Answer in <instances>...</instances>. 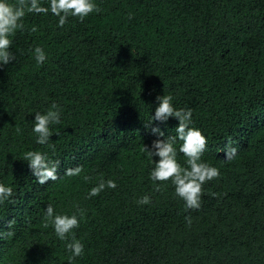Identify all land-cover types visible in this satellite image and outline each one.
Returning <instances> with one entry per match:
<instances>
[{
    "label": "trees",
    "instance_id": "trees-1",
    "mask_svg": "<svg viewBox=\"0 0 264 264\" xmlns=\"http://www.w3.org/2000/svg\"><path fill=\"white\" fill-rule=\"evenodd\" d=\"M96 3L99 13L69 16L63 27L50 12H26L10 37L14 60L0 67V183L13 192L0 203V264H264V0ZM36 46L47 56L41 65ZM163 94L191 108L190 126L207 141L201 160L219 169L198 209H186L170 181L149 179L151 128L175 136V119L151 120ZM52 102L60 123L37 144L34 113ZM229 147L236 154L226 160ZM28 150L59 162L55 181L37 183ZM185 159L178 151L187 167ZM76 166L79 175L64 174ZM101 179L116 187L89 197ZM145 194L150 203L138 205ZM48 204L77 214L84 250L71 261L68 240L45 225Z\"/></svg>",
    "mask_w": 264,
    "mask_h": 264
},
{
    "label": "clouds",
    "instance_id": "clouds-1",
    "mask_svg": "<svg viewBox=\"0 0 264 264\" xmlns=\"http://www.w3.org/2000/svg\"><path fill=\"white\" fill-rule=\"evenodd\" d=\"M26 12L48 13L56 16L57 26L63 27L69 16L84 20L90 13H99L100 8L96 0H48L45 7L40 0H18L11 3L10 0H0V67L8 65L14 60V54L10 52V37L15 31L22 27V18ZM33 58L37 65L43 64L46 53L40 46L32 49ZM156 106L151 114V120L165 123L169 118L177 121L175 125V136L165 138L163 130L159 127H152L151 132L156 135L150 145H145V151L151 157L152 167L149 170V179L153 182L170 181L174 186V192L184 202L186 209H198L200 207L203 185L219 176V169L201 160V156L206 148V137L201 130L192 127L191 108H176L171 95L156 96ZM32 132L35 133V142L47 145L53 130L50 125L60 123V109L55 102L43 113L36 111L32 120ZM163 137V138H160ZM182 141L176 147V141ZM184 155L185 164L181 165L177 161V152ZM236 154V149L229 147L224 152V159L230 160ZM156 159H153V158ZM23 161L27 162L31 174L36 178L37 183L45 184L48 181H55L57 176L58 161L49 159L46 152L38 150H28L23 153ZM81 167L67 168L64 174L68 176L79 175ZM88 179V177H84ZM158 190L159 183H154ZM105 187L115 188L116 182L112 179H101L97 184L89 189V197L96 196ZM13 189L10 185L0 183V203L5 202L12 196ZM151 201L147 194L140 196L136 203L146 205ZM45 225L49 223L59 240H68L65 245L70 250L69 261L83 253L84 245L76 238L74 230L79 226L77 214L71 215L57 213L51 204L45 206ZM190 224V217L185 218ZM71 237L69 240L68 238Z\"/></svg>",
    "mask_w": 264,
    "mask_h": 264
}]
</instances>
